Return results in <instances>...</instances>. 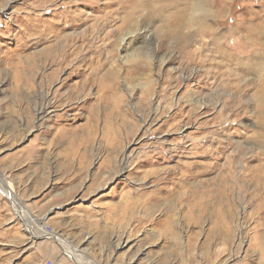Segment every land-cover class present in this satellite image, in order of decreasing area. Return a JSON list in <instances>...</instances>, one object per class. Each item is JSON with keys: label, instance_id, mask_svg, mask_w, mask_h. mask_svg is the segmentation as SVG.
<instances>
[{"label": "rangeland", "instance_id": "rangeland-1", "mask_svg": "<svg viewBox=\"0 0 264 264\" xmlns=\"http://www.w3.org/2000/svg\"><path fill=\"white\" fill-rule=\"evenodd\" d=\"M263 167L264 0H0V264H264Z\"/></svg>", "mask_w": 264, "mask_h": 264}, {"label": "bare ground", "instance_id": "bare-ground-1", "mask_svg": "<svg viewBox=\"0 0 264 264\" xmlns=\"http://www.w3.org/2000/svg\"><path fill=\"white\" fill-rule=\"evenodd\" d=\"M4 10H6V8H4ZM4 10H2L3 12H4ZM130 37V36H129ZM129 37H127V38H129ZM126 40V39H125ZM196 107V106H195ZM122 120V119H121ZM118 136V135H117ZM117 136H115V137H117ZM120 147H121V145H120ZM220 148V147H219ZM117 149V148H116ZM117 151V150H116ZM168 151V150H167ZM173 151V150H172ZM159 152V151H158ZM157 155H159V158H162L161 156H160V153H157ZM174 157L175 156H178V155H173ZM127 157V156H126ZM126 157H124V161H125V159H127ZM140 160V159H139ZM108 161V160H107ZM112 161V160H111ZM124 161H120V163H119V167L122 169V170H124V168H123V166H124ZM109 163V162H108ZM117 167V166H116ZM264 168V167H263ZM264 171V170H263ZM171 175V174H170ZM113 175H111V177H112ZM110 177V176H109ZM108 177V178H109ZM1 180V179H0ZM1 182H2V180H1ZM3 183V182H2ZM200 189H202V188H200ZM204 192H200L199 194H202L201 196H198V194H191L190 193V196H188L189 198H188V200H189V202H191L192 203V211H194V212H197L198 214H202V215H205L206 216V214H207V211L209 210V206L205 203V200H206V196L208 195V190L206 189V191L205 190H203ZM197 192V191H196ZM187 200V199H186ZM28 218V216L26 217V216H23L22 215V217H21V219L26 223V225H27V227H26V230H28V232L29 231H32V233L34 234V238H37V239H41V238H43L44 236H46V235H49L48 233H46V232H43V231H39V230H37V231H39V232H36V231H34V230H32V228L30 227V225H28L30 222L29 221H26V220H28L27 219ZM33 220V219H32ZM35 222L36 223H40V222H38L37 220H35ZM39 228V227H38ZM51 235V234H50ZM52 236V235H51ZM53 237V236H52ZM50 238V237H49ZM55 238V237H54ZM74 251V250H73ZM70 252V253H72V255H74L75 257L76 256H79V255H77L75 252H77L78 253V251L76 250L75 252ZM68 254H69V252H67ZM79 254V253H78Z\"/></svg>", "mask_w": 264, "mask_h": 264}]
</instances>
